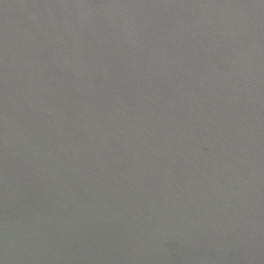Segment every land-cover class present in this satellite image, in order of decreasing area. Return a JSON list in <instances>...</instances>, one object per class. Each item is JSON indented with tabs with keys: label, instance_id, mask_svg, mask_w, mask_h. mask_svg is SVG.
<instances>
[{
	"label": "water",
	"instance_id": "obj_1",
	"mask_svg": "<svg viewBox=\"0 0 264 264\" xmlns=\"http://www.w3.org/2000/svg\"><path fill=\"white\" fill-rule=\"evenodd\" d=\"M0 264H264V0H0Z\"/></svg>",
	"mask_w": 264,
	"mask_h": 264
}]
</instances>
